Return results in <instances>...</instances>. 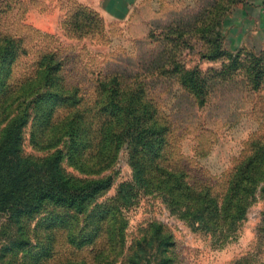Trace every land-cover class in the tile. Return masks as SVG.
Returning <instances> with one entry per match:
<instances>
[{"label": "rangeland", "instance_id": "374dc122", "mask_svg": "<svg viewBox=\"0 0 264 264\" xmlns=\"http://www.w3.org/2000/svg\"><path fill=\"white\" fill-rule=\"evenodd\" d=\"M244 2L0 0V85L6 84L8 91L0 101L8 105L17 99L13 108L20 105V110L30 106L50 70L74 96L73 104L92 119L101 81L117 77L121 88L130 90L141 85L168 126L161 163L184 173L189 185L218 196L250 142L264 136V76L263 86L251 91L243 74L220 81L211 72L219 70L222 61L200 58L217 34L229 51L264 49L263 43L236 47L233 40L238 25L232 18ZM213 8H219L220 25L203 41L194 27ZM179 35L184 43L177 45ZM173 62L210 77L203 107L171 75ZM66 113L59 109L53 117ZM16 114L6 116L0 110V133ZM28 115L21 156L43 160L56 149L64 154L63 141L47 147L45 130L34 113ZM32 133L38 147L31 142ZM60 167L82 182L110 176L111 185L80 212L45 202L17 220L1 214L0 264H264V197L258 192L245 219L229 231L192 230L188 218L171 214L164 192L155 189L157 173L149 174L148 181L131 166L126 145L115 163L99 174L82 173L65 157ZM155 234L164 243L151 242Z\"/></svg>", "mask_w": 264, "mask_h": 264}, {"label": "trees", "instance_id": "16d2710c", "mask_svg": "<svg viewBox=\"0 0 264 264\" xmlns=\"http://www.w3.org/2000/svg\"><path fill=\"white\" fill-rule=\"evenodd\" d=\"M219 8L208 10L194 27V33L201 40L205 41L211 30L219 27ZM177 39V45L184 43L180 41L181 35ZM209 45L200 58L222 61L221 68L212 71V75L220 81H228L240 73L245 76L251 91H258L263 86L264 49L258 53L245 49L229 51L220 42L218 34ZM172 69L171 75L196 104L203 107L209 95L210 77L198 68L185 69L177 62L172 64ZM42 80L41 92L32 99L30 106L25 104L20 110V105L13 108L17 99L8 105L4 104V99L0 101V110L7 112L6 116L10 111H17L0 133V215L17 220L21 215L38 211L45 202L82 211L90 198L110 187L112 179L107 176L77 181L63 173L60 162L65 157L82 173L99 174L115 163L123 145L128 146L129 162L137 172L144 173L148 181L152 180L149 174L157 173L155 189L164 192V201L171 214L188 218L192 230L211 229L225 233L235 222L245 219L256 192L264 197V186H259L264 181V136L250 142L247 154L229 174L224 192L217 196L208 188L189 185L184 173L169 170L161 163L168 126L159 119L154 103L141 85L130 90L121 88L117 77L101 81L97 89L98 100L92 119H89L73 104L74 96L64 88L57 74L48 70ZM7 94V85L1 84L0 97L5 98ZM59 109L67 113L53 117ZM28 111L34 113L40 128L45 130L46 140L43 141L47 147L63 141L66 145L64 154L56 149L43 160L21 156L22 131L28 122ZM30 139L34 146L38 145L36 134L32 133ZM140 154L143 156L138 157ZM156 241L164 243L165 240L160 241L155 234L151 242ZM143 245L148 242L144 241Z\"/></svg>", "mask_w": 264, "mask_h": 264}, {"label": "crops", "instance_id": "0c3cea01", "mask_svg": "<svg viewBox=\"0 0 264 264\" xmlns=\"http://www.w3.org/2000/svg\"><path fill=\"white\" fill-rule=\"evenodd\" d=\"M236 14L232 18V23L236 22L238 25V32L233 36L236 47L245 48L248 45L263 43L264 48V0H245L236 10Z\"/></svg>", "mask_w": 264, "mask_h": 264}]
</instances>
